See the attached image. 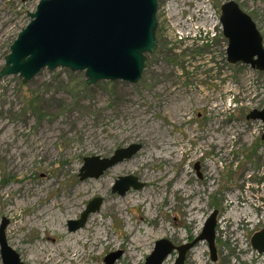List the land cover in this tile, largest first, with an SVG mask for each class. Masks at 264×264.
Segmentation results:
<instances>
[{
  "label": "rangeland",
  "instance_id": "obj_1",
  "mask_svg": "<svg viewBox=\"0 0 264 264\" xmlns=\"http://www.w3.org/2000/svg\"><path fill=\"white\" fill-rule=\"evenodd\" d=\"M39 1L0 0V70ZM227 1L251 18L264 47V0H157V47L138 83L88 86L83 72L62 68L27 83L0 79V224L23 264L62 256L64 242L86 264L116 252L113 264H145L157 241L180 247L199 237L214 211L215 261L200 241L184 264H264L250 243L264 230L263 125L246 119L264 110V71L227 62L220 26L204 32ZM131 144L142 146L131 159L79 179L84 158ZM125 176L143 187L113 193ZM93 198L100 209L70 232Z\"/></svg>",
  "mask_w": 264,
  "mask_h": 264
},
{
  "label": "water",
  "instance_id": "obj_2",
  "mask_svg": "<svg viewBox=\"0 0 264 264\" xmlns=\"http://www.w3.org/2000/svg\"><path fill=\"white\" fill-rule=\"evenodd\" d=\"M22 2L29 0H21ZM157 0H40L29 23L17 35L0 70V79L18 75L23 83L41 70L67 69L83 72L86 85L99 81H123L136 84L146 67L147 55L155 52ZM220 25L227 40L226 60L264 71L262 38L251 18L234 1L220 6ZM246 119L260 121L264 140V110L250 112ZM142 149L131 144L114 151L109 158H84L79 179L98 178L104 171L131 159ZM197 169V168H196ZM132 176L119 177L112 192L123 196L130 188L140 189ZM102 200L93 198L75 221H68V230L84 226L88 216L100 209ZM214 211L205 221L202 233L191 243L175 247L159 240L145 264H162L173 251L178 257L173 264H184L185 255L197 242L206 241L212 261L216 259ZM7 222L0 224V257L2 264H23L19 255L6 242ZM251 246L264 253V230L255 233ZM120 253H110L105 264H113Z\"/></svg>",
  "mask_w": 264,
  "mask_h": 264
},
{
  "label": "bare ground",
  "instance_id": "obj_3",
  "mask_svg": "<svg viewBox=\"0 0 264 264\" xmlns=\"http://www.w3.org/2000/svg\"><path fill=\"white\" fill-rule=\"evenodd\" d=\"M179 189V188H177ZM176 190V189H175ZM193 195V194H192ZM143 203H145L143 201ZM112 209L115 210H123V207L120 205H113ZM101 236V240L103 242H107V237L106 235H96V240L98 241L99 237ZM81 244L86 245L88 244V241L83 242L82 239H80ZM64 248H69V250L65 251L62 256L59 257H54L53 255L49 254L45 258V264H86L85 262L81 261V257L84 256V254L80 253L79 251L73 250L72 246L68 244L67 242L63 243ZM72 248V249H71ZM89 248L90 245L88 246V250L85 253V256L89 254Z\"/></svg>",
  "mask_w": 264,
  "mask_h": 264
},
{
  "label": "built area",
  "instance_id": "obj_4",
  "mask_svg": "<svg viewBox=\"0 0 264 264\" xmlns=\"http://www.w3.org/2000/svg\"><path fill=\"white\" fill-rule=\"evenodd\" d=\"M214 17H216L215 15L213 16V19ZM216 21L212 24V25H209L207 26L205 29H204V32L208 35H216V28L219 26V19H218V16H217V19H215Z\"/></svg>",
  "mask_w": 264,
  "mask_h": 264
},
{
  "label": "trees",
  "instance_id": "obj_5",
  "mask_svg": "<svg viewBox=\"0 0 264 264\" xmlns=\"http://www.w3.org/2000/svg\"><path fill=\"white\" fill-rule=\"evenodd\" d=\"M192 241H193V239L191 241H189L188 243H186V245L189 244V243H191Z\"/></svg>",
  "mask_w": 264,
  "mask_h": 264
}]
</instances>
